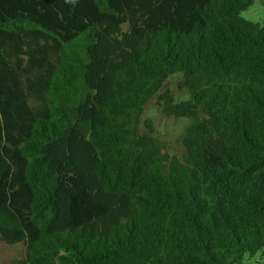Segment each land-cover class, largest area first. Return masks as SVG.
Returning a JSON list of instances; mask_svg holds the SVG:
<instances>
[{"label":"trees","instance_id":"trees-1","mask_svg":"<svg viewBox=\"0 0 264 264\" xmlns=\"http://www.w3.org/2000/svg\"><path fill=\"white\" fill-rule=\"evenodd\" d=\"M252 2L0 0V241L26 247L0 264H264Z\"/></svg>","mask_w":264,"mask_h":264},{"label":"rangeland","instance_id":"rangeland-1","mask_svg":"<svg viewBox=\"0 0 264 264\" xmlns=\"http://www.w3.org/2000/svg\"><path fill=\"white\" fill-rule=\"evenodd\" d=\"M240 15L247 20L264 25V0H253L252 4L242 10ZM177 79L178 76L169 78L166 88L170 89L178 98L184 99L187 95L183 92L178 93L176 90ZM143 119L150 120L153 134L164 152L179 156L184 152L181 137L188 122L187 119L164 116L156 105L155 98L146 104ZM25 252L26 247L22 242L9 245L0 241V263L21 259L25 256Z\"/></svg>","mask_w":264,"mask_h":264}]
</instances>
